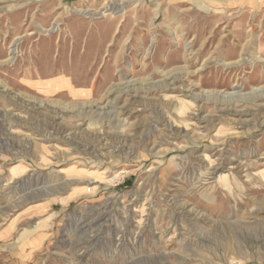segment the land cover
I'll list each match as a JSON object with an SVG mask.
<instances>
[{
    "label": "rangeland",
    "instance_id": "obj_1",
    "mask_svg": "<svg viewBox=\"0 0 264 264\" xmlns=\"http://www.w3.org/2000/svg\"><path fill=\"white\" fill-rule=\"evenodd\" d=\"M0 264H264V0H0Z\"/></svg>",
    "mask_w": 264,
    "mask_h": 264
},
{
    "label": "bare ground",
    "instance_id": "obj_2",
    "mask_svg": "<svg viewBox=\"0 0 264 264\" xmlns=\"http://www.w3.org/2000/svg\"><path fill=\"white\" fill-rule=\"evenodd\" d=\"M51 2V1H50ZM53 2V1H52ZM52 5V4H51ZM46 7V6H45ZM49 8H50V6H49ZM214 170H218V168H216V169H214Z\"/></svg>",
    "mask_w": 264,
    "mask_h": 264
}]
</instances>
